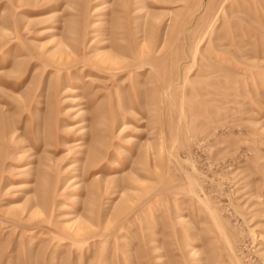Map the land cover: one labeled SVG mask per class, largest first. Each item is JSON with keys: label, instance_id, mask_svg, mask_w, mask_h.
<instances>
[{"label": "rangeland", "instance_id": "1", "mask_svg": "<svg viewBox=\"0 0 264 264\" xmlns=\"http://www.w3.org/2000/svg\"><path fill=\"white\" fill-rule=\"evenodd\" d=\"M0 264H264V0H0Z\"/></svg>", "mask_w": 264, "mask_h": 264}]
</instances>
